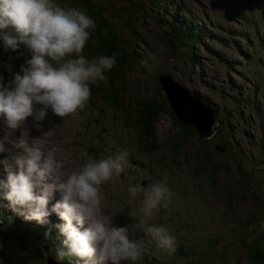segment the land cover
I'll use <instances>...</instances> for the list:
<instances>
[{
	"label": "rangeland",
	"instance_id": "rangeland-1",
	"mask_svg": "<svg viewBox=\"0 0 264 264\" xmlns=\"http://www.w3.org/2000/svg\"><path fill=\"white\" fill-rule=\"evenodd\" d=\"M90 1L102 7L123 37L134 42L143 59L128 75L131 96H127L126 101L130 106L116 109L118 111L109 109L102 95L90 89L83 108L63 118L49 111L45 120L39 122V128L36 127L38 122L29 117L22 128L10 130L0 118V141L4 142V151H0V179H6L3 169L5 174L7 169L15 171L14 157L22 149L16 147L14 141L23 131H27L30 144L33 140L42 144L45 139V146H40L43 151L50 147L58 149L57 158L63 162L65 174L88 159L98 160L126 152L124 172L102 184L101 194L104 210L114 226L126 227L129 238L140 246L142 256L136 264L154 260L155 264L173 261L176 264H254L248 260V246L254 239H261L264 232V0L205 1V15L200 14L201 6L195 0H174L182 8L180 17L197 13L194 15L208 27L210 34L215 35L210 40L200 38L204 43L196 48L195 56L200 60L197 64L185 60L184 48L177 49L173 57L167 51L163 21L170 23L175 18L166 16L172 10L167 0L160 2L165 4L168 13L163 11V6L155 5L156 0ZM55 2L68 8L74 4L72 0ZM28 58L23 47L12 52L0 45V83L12 79ZM162 72L171 73L172 79L188 91L180 89L188 96L182 94L184 99L176 102L180 112L175 116L181 124L185 125L183 113L187 102L196 104V101L198 105L194 107L202 116L197 117L199 124L211 125L214 115L224 123L222 129L216 126L210 135H207L206 126L198 130L192 125L195 137L185 139L178 156H174L168 146L177 142L176 134L182 126L173 122L169 115L156 117L157 113L152 119L151 125L157 132L154 130L151 140L160 150L148 149L146 134L136 129L144 125L138 126L134 98L156 94L155 82ZM197 137L200 140L212 138V159L208 164L211 167L218 162L223 165L216 186L211 184V171L204 170L198 158L204 143ZM216 144L224 147L215 148ZM156 182H163L170 189L167 207L158 208L141 224L142 196L138 194L133 199L127 189L131 185L139 184L143 188ZM53 196L49 208L57 198L61 199L59 193ZM14 211L16 215L21 213L17 208ZM53 216L51 213L47 218L50 226L59 221L57 215ZM12 220L17 224L18 220ZM150 226H162L176 238L174 253L169 254L156 246L146 231ZM7 229L8 226L5 232ZM23 232V237L29 235ZM47 241L52 245L55 242L38 237L35 246L41 248V243ZM2 245L0 264H35L29 256H20L17 246L4 242L0 243ZM54 245L58 247L61 243ZM61 250L65 256H70L68 250ZM39 264L47 263L40 260Z\"/></svg>",
	"mask_w": 264,
	"mask_h": 264
},
{
	"label": "clouds",
	"instance_id": "clouds-1",
	"mask_svg": "<svg viewBox=\"0 0 264 264\" xmlns=\"http://www.w3.org/2000/svg\"><path fill=\"white\" fill-rule=\"evenodd\" d=\"M95 28L85 11L61 7L55 0H0V45L12 52L23 47L30 56L7 85L0 83V118L8 129L22 128L29 117L39 128L49 111L60 118L73 114L88 101L90 85L107 81L117 54L92 59L82 54ZM27 136L23 131L14 141L22 152L14 157L15 171L0 179V201L25 210V219L38 223H47L55 213L63 221L56 227L65 237L67 254L85 264H136L142 250L126 227L114 226L101 194L102 184L124 172L127 153L88 159L65 174L58 149L43 151ZM127 192L133 199L142 196L141 224L158 208L167 207L171 195L163 182L143 188L131 185ZM54 193L61 199L49 208ZM146 231L158 248L175 252L176 238L166 228L150 226ZM64 256L56 250L58 261Z\"/></svg>",
	"mask_w": 264,
	"mask_h": 264
},
{
	"label": "trees",
	"instance_id": "trees-1",
	"mask_svg": "<svg viewBox=\"0 0 264 264\" xmlns=\"http://www.w3.org/2000/svg\"><path fill=\"white\" fill-rule=\"evenodd\" d=\"M195 1L201 6L200 14L205 15L207 12V6L204 2L209 1L210 3H212V0ZM72 2L74 3L72 7L78 8L80 6V9L85 11L86 14L94 20L96 25L95 31L90 34V40L86 42L82 54L88 59L99 57L100 55H111L113 53L117 54L116 65L110 72L106 73V76L108 77L107 81L100 82L96 86L90 85V89L92 91L97 90L102 95L101 97L105 100L107 108L112 110H123L125 108H128L130 105H128L129 103L126 101V98L127 96H131L130 86L127 81L128 75L133 66L138 65L143 61V59L139 57V53H137V47H135L134 42L132 40L123 37L122 33L118 30V28H116L114 24L111 23V21L105 16V12L102 7L90 0H72ZM172 2H174V0H167V3L170 4L169 6L172 8L169 14L166 11V7L163 2H160V0L154 1L156 6L164 7L163 11L168 13V15H166L168 16V18L171 19L173 18V16H175V18L171 20L170 23H168L167 21H163L164 26H166L167 43L165 44H167V51L171 53V56L173 57L177 49L184 48L186 50L185 60H190L193 63L196 62L197 64L200 60L195 56V51H197V46L201 47L199 46L200 43H204L200 42V38H203L204 40H210V38L215 35L210 34L208 27L204 23H201L200 19L196 15H194L197 13H186L183 17H180L179 13L182 11V8L176 5L175 2ZM162 17H165V15H163ZM202 46H204V44H202ZM231 64L237 66L235 63ZM161 74L170 75L171 73L162 72L158 74V80L155 82V87L157 91L156 94L148 97H143L142 99L134 98V107L135 103L137 104L134 110L137 113L139 123L138 126L140 127L141 125H144L143 127H141L142 129L137 128L135 124L134 126L142 133V135L146 134V143L148 149L160 150V146H158L154 140H151V137L154 136L155 130V127H152L151 125L153 122L152 119L157 115V113L159 114L156 117L162 116L164 114L169 115L173 122L182 126L181 131L176 134L177 142L173 144L170 143V146H168L169 151L174 152V156H178L183 148L181 146L182 143H184L186 138L189 139L195 137L196 132L190 125L181 124L175 116V113L170 106L168 95L161 83L159 77ZM155 132H157V130H155ZM167 140L173 141V139L170 138H168ZM198 140L204 143V150L201 151L202 154L199 152L198 158L201 159L202 168L204 170L208 169L211 171V184L213 186H216L215 182L220 179V172L223 168V165L220 162H218L217 164H213V167L209 165V161L212 159L210 157V143H212V138H209L207 140H200L198 138ZM218 145L221 148L224 147L221 144H216L214 147L217 148ZM17 224L14 221L13 223L9 221L7 225L8 229L6 232L5 228L7 226L0 227V243L11 242L9 244H12L13 242L18 244L19 242L21 243L20 246L24 247L25 250L30 249L34 251H39V247L35 246L37 244V241L33 240L35 236L33 238L23 237L22 235L24 232L22 227H25V224H21L22 227ZM9 228H15L16 232L10 230ZM17 232L19 234H17ZM40 234L42 233L37 232L38 236H40ZM260 237L261 239H254V241L251 242L248 246L250 248L248 260L254 264H264V232L261 233ZM20 246V252L25 251L22 250ZM166 263L170 264V262ZM166 263L162 262L159 264ZM148 264H155V260L152 263L148 262ZM171 264L176 263H174L173 261Z\"/></svg>",
	"mask_w": 264,
	"mask_h": 264
},
{
	"label": "water",
	"instance_id": "water-1",
	"mask_svg": "<svg viewBox=\"0 0 264 264\" xmlns=\"http://www.w3.org/2000/svg\"><path fill=\"white\" fill-rule=\"evenodd\" d=\"M160 80H161V83L168 95V98H169V103H170V106L172 108V110L174 111L175 114L178 115V113L180 112V108L178 107V105H176V102H181L179 101L178 99H184L182 94H185L188 96V91L182 86L180 85L179 83H177L174 78L172 79V75H168V74H161L160 76ZM168 84L170 85L168 87ZM184 89L186 90L187 92H182L180 89ZM176 89L178 90V92H175ZM192 96V95H191ZM199 101H202L201 99ZM188 104L185 106L186 108L184 109L185 112L183 113L184 116H185V120H183L185 122V125H194L196 128H198V130L201 129V126H206L207 127V135H210L212 134L213 132H215V127H219L220 126V123L222 122L218 117H216L215 115L212 116L211 120H210V124L211 125H207L203 122H201L199 124L198 122V115H200V113L195 109L194 105H198L197 101H196V104H191L189 102H187ZM202 118V116H201Z\"/></svg>",
	"mask_w": 264,
	"mask_h": 264
},
{
	"label": "bare ground",
	"instance_id": "bare-ground-1",
	"mask_svg": "<svg viewBox=\"0 0 264 264\" xmlns=\"http://www.w3.org/2000/svg\"><path fill=\"white\" fill-rule=\"evenodd\" d=\"M38 141V140H37ZM37 141H36V143H37ZM47 143V141L44 139V141H43V143ZM37 144H39V143H37ZM3 203H5V204H7L6 203V201L5 200H2V201H0V205H2ZM13 209V211H11L12 212V215H11V218H13V219H15V220H19L20 219V216H19V219H16V215H15V209L14 208H12ZM58 219H59V221L57 222L58 224H62L63 223V221L58 217V216H56ZM10 221H12V220H10ZM13 222V221H12ZM2 222H0V224H1ZM57 223H53L52 224V226H50L49 225V222H47V225H46V233H47V235L49 236V237H46L44 234H40V237H42V238H44V239H49L50 240V238H51V242L52 241H55L54 242V244L55 243H61V241H60V237H58V229L56 228V225H57ZM23 224H25V227L27 226V224L28 223H23ZM10 230H11V228H9ZM30 232H32V230H30L29 228H27ZM28 230H25V231H28ZM24 235V234H23ZM32 235H34V236H38L37 235V233H35V231H34V233L32 234ZM25 236V235H24ZM27 237V236H26ZM64 240H65V237H64ZM5 243V242H4ZM9 243H11V242H9ZM9 243H7V244H9ZM52 245V247L55 249V250H57V249H60L61 250V246H58V247H55V245ZM10 245H15V246H17V244L16 243H13L12 242V244H10ZM40 245V243L38 244V246ZM20 248H21V246H20ZM49 256H53L52 255V253H49L48 254ZM66 260H68L67 262H66ZM84 260H81V259H78V258H76V257H73V256H65V258L64 259H62V261L61 262H58L57 260H55V258L53 257L52 259H49L48 260V262H47V264H85L84 262H83ZM66 262V263H65Z\"/></svg>",
	"mask_w": 264,
	"mask_h": 264
}]
</instances>
